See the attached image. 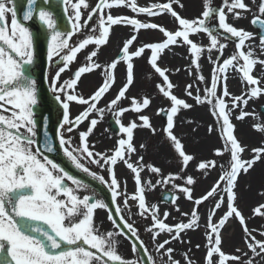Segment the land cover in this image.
Instances as JSON below:
<instances>
[{"label": "snow or ice", "instance_id": "snow-or-ice-1", "mask_svg": "<svg viewBox=\"0 0 264 264\" xmlns=\"http://www.w3.org/2000/svg\"><path fill=\"white\" fill-rule=\"evenodd\" d=\"M22 3L21 20L16 0H0V264H181L174 258L176 250L168 245L184 243L183 235L198 230L201 219L205 227V264H264V240H257L254 235L257 230L248 228L236 204L235 191L239 176L247 174L257 162L264 161V147L253 148L251 158L244 159L247 148L235 136L232 122L234 113H238L235 119L239 121L250 115L255 118V114L245 108L250 101L264 96L261 86L264 58H260L264 56V0H250V4L246 0H221L219 6L214 5L213 0H202L201 15L193 19L183 18L175 10L174 5L184 7L181 0L148 6H139L137 0H97L94 6L88 0H59L69 26L66 31L60 27L54 0H22ZM120 7L135 15L111 14L110 10ZM245 13H251L250 24L257 29L256 33L228 22L229 17L233 20L247 18ZM164 14L173 18L174 30L136 18L139 15L158 18ZM33 20L38 23L35 30L24 23ZM114 26L129 27L132 34L124 39L110 62H99V50L108 44ZM141 30H158L164 39L140 42L137 46ZM202 35L207 44L193 39ZM41 36L46 40L47 61L42 79L61 111L52 135L47 128L50 117L41 116L39 122L36 118L41 99L32 66L37 60L34 44ZM257 38L258 45L255 44ZM229 43L234 44V50L225 57ZM174 46L186 48L188 64L185 70L194 82L185 85L184 96L193 100V104L174 94L178 85L171 81L170 69L159 65L165 51ZM81 53H86L85 63L69 79L62 81V74L71 71L70 66L77 62ZM139 59H144L151 70L144 73L145 78L158 77L155 89L169 102L167 107L157 108L154 113L165 118L159 128L153 126L150 115L144 114L152 98L127 95L136 81L135 61ZM203 59L212 65L210 77L203 75ZM121 65L124 68L122 86L101 107L116 84V72ZM257 66L262 70L260 76L254 75ZM53 68L56 69L54 74ZM93 72H100L102 82L85 97L78 91V82L84 74ZM230 72L236 73L245 85L246 90L240 95L228 91ZM125 100L127 105L123 103ZM73 103L82 109L75 117L71 115ZM204 105L209 107L214 118L207 131L209 134L218 131L222 142L212 154L221 160L227 156L223 163L216 159L197 162L195 155L186 151L182 139L175 134L181 111ZM106 113L113 118L118 138L112 149L96 151L89 138ZM129 113L134 118L124 123L123 117ZM85 124V130H80ZM253 128L264 134V124L256 123ZM137 130H147L152 136L161 133L179 165V172L166 175L160 167L145 163L140 151L147 152V144L142 142L137 147ZM74 132L78 133L77 143H73L71 134ZM41 135L42 140L37 139ZM50 154L60 155L71 168L98 182L106 189L110 203L99 197V189L81 195L82 191L89 193L90 183L73 175ZM193 163L195 170L205 176L217 167L220 169L218 179L199 197L194 196L196 178L184 175ZM93 165L107 176L93 171ZM120 165L132 178L134 191L131 193L127 191V178L122 181L117 175ZM145 172L155 176V181L145 179ZM169 186L170 191L162 196V201L180 213L182 219L174 224L167 223L171 216L169 211L161 215L159 205L147 201L149 191ZM180 195L193 204L190 213L181 212ZM209 201L213 203L202 217L199 209ZM110 207L114 211L107 212V219L112 230L102 231L95 222V213ZM133 207L135 213L131 211ZM222 208L226 210L217 220ZM133 215L150 220L145 232L151 237L160 259L153 257L140 238L139 229L129 222ZM256 216L264 218V204L253 209V217ZM232 218L241 225L251 256L241 249H237L240 255L226 254L222 250L221 229ZM259 234L264 236V231ZM161 235L167 238L161 241ZM118 237L129 241L132 258L118 253ZM182 256L184 264H193L187 252Z\"/></svg>", "mask_w": 264, "mask_h": 264}, {"label": "rangeland", "instance_id": "rangeland-1", "mask_svg": "<svg viewBox=\"0 0 264 264\" xmlns=\"http://www.w3.org/2000/svg\"><path fill=\"white\" fill-rule=\"evenodd\" d=\"M145 2L147 5H150L151 3H164L167 2V0H148ZM91 6H94L97 0H88ZM139 6H144L143 2L140 3V1H137ZM181 3L183 4V8L181 9L179 6L174 5L175 10L179 13V15L183 18L193 19L197 18L201 15L202 12V0H181ZM214 5L219 6L221 4V0H213ZM246 3L250 4V0H246ZM255 11V9H253ZM111 14L113 15H126L128 17H133L135 14H133L130 10L124 9L122 11H117L116 9L110 10ZM247 18L239 19V20H233L231 17H229V23L234 24L237 28H244L245 30L256 33V31L253 29L252 25L250 24V20L252 19L251 13H245L244 14ZM144 16V15H143ZM86 17V13H85ZM146 17V16H144ZM136 18L140 19L141 21L145 22H155L158 25H162L166 27L169 30H174L176 27V24L169 15L164 14L158 18L153 19H147L143 20L142 17L137 16ZM7 22L10 25L11 22V15L7 17ZM242 25H240L241 23ZM132 34V31L129 27L125 26H114L109 42L106 46H103L99 50V62H110L111 59H113L117 53L119 52L120 47H122L124 39L130 37ZM74 40L77 39V37L73 38ZM164 38L162 34L156 30H141L139 33V38L137 43V46L140 42H160ZM194 40H197L198 42H202L204 44H207V39L203 35L201 37H193ZM255 44L258 45V38L255 41ZM91 50V49H89ZM234 50V44L229 43V46L227 50L225 51V57H227L230 53H232ZM257 55H259V49L256 48ZM85 55L86 53H81L78 55L77 62H74L70 67L71 71H66L64 74H62L61 80L69 79L72 76V73L75 72V70L80 67L83 63H85ZM147 55V54H146ZM213 57H215L216 53L212 54ZM187 52L185 47H172L170 50H166L165 53L162 55L161 60L159 61V65L161 67H167L170 69V79L173 82L174 85H178L174 89V94H176L178 97L188 99L184 96V87L185 83H181V80H178L175 75L176 71V65L181 60L183 62L184 60L187 61L186 58ZM264 58V56L260 57ZM202 64L206 65L202 67L203 75L205 77H210V71L212 65L206 60L203 59ZM204 62V63H203ZM136 63V69H137V77L134 85L130 89V91L127 93L129 97L137 96L138 98L142 95H147L152 98L151 106L146 110L144 114L150 115L152 117V124L153 126L159 128L162 124V120L160 119V116H156L154 113L157 108L160 107H167L169 102L161 97L156 89L155 84L159 82V78L153 76L151 80H148L145 78L144 73L151 71L148 66L145 63L144 59H139L135 61ZM33 69L36 68L35 64L32 66ZM56 71L55 68L52 69V74H54ZM261 68L260 66H257L254 69V75L260 76L261 75ZM184 74H186V84L194 82V78L190 77L188 72L185 71ZM116 84L112 91L109 93V95L105 98V100L101 103V107L104 106L105 103L113 96L115 95V92L119 89V87L122 86L123 80H124V68L123 65H121L117 72H116ZM101 74L100 72H93L91 74H84L81 78V80L78 82V91L82 93L85 97H88L91 95L92 92H94L99 85L101 84ZM233 84L236 85L238 88L237 91H232L231 86ZM201 89H203L204 85H199ZM261 86L264 87V80L261 81ZM227 88L228 91L233 95H240L243 91L246 90L245 85H243L238 77V75L234 72H230L228 74V80H227ZM195 92V88L193 89ZM231 101L229 100V103ZM124 105L128 104V101L125 100ZM188 103L193 104L194 101L191 99H188ZM123 106V105H122ZM205 109L207 110L206 113L210 114L209 107L205 105ZM264 107V96H261L259 99L250 101L248 105L245 108V111H248L249 113H254L255 118L250 115L246 117L242 122L235 119V115L238 113H234L233 115V124L235 125V136L238 138V140L241 142L243 146H246L247 151L243 154L244 159H250L252 156L251 150L256 147H264V134H261L254 130L253 125L256 123L264 124V117L259 113V108ZM81 106L73 103L71 105V115L75 117L79 111H81ZM195 110L199 111V109L194 107L191 110H182L179 114L177 120H176V128H175V134L182 139V142L186 146V151L189 154H192L193 152V146H194V135H197V130L204 125L209 126L210 124L214 123V118L210 116V120L208 122H202L199 119L195 117L193 112ZM111 114L106 113L104 116V119L101 123L98 124V126L94 129L93 134L89 138V143L95 145L96 151H105L110 150L113 148L116 139L118 138L117 134L111 133L108 125V120L111 118ZM133 114L129 113L126 114L123 117L124 123H127L129 120L133 119ZM191 121V123H189ZM206 124V125H205ZM87 125H82L80 130H85ZM105 129H108L105 131ZM212 139L209 138L208 135H206L208 139V143L210 144L211 141L214 143L209 146L210 150H213L215 148H220L222 146V142L219 139L218 131H214L211 133ZM73 137V143L78 142V133L74 132L71 134ZM147 144V152L140 151L141 155H144V162L145 163H152L158 167H160L163 172L167 175L168 173H177L179 172V165L176 161V159L173 157L171 149L169 148L166 141L162 140V134L157 133V135L152 136L150 132L147 130H137L135 132V143L137 147L141 143ZM133 160L136 159V156L132 157ZM213 159L218 160L219 163H223L228 159L227 156L221 160L218 157H213ZM259 168H256V171L263 173L262 177L263 179L260 180L261 182L255 183L252 181V173L254 172L253 169H251L248 173L250 175L248 177L246 175L240 177L238 179V184L236 187V194H240V199L238 200V208L241 210L242 214L246 218L247 226L251 229H256L257 231L254 233L257 240H264V236H261L259 232L264 231V218L260 216L253 217V209L260 205L264 204V161H260ZM254 168V167H253ZM91 169L93 171L98 172L101 175L107 176L106 172H101L96 166H91ZM117 175L118 177L123 181L125 178H127V191L129 193L134 191V184L132 181L131 176L126 172L124 167L122 165L118 166L117 169ZM220 173L219 167H217L215 170H211L207 176L203 175L200 172H197L195 170V165L191 168L187 169V172L184 173V175H192L196 178V184L194 186V196L199 197L202 194L208 190L211 185L214 183L216 179H218ZM145 179L151 178L153 182L155 181V176H150L149 173L145 172L144 174ZM263 180V181H262ZM177 183H181V181H177ZM254 184V186H253ZM253 186V187H252ZM252 188L255 194H252L251 197H247V192L249 188ZM164 191H170V186L168 188H162L158 187L154 191H149L147 193V201L149 204H158L160 208V213L163 215V212L165 210L169 211L171 213V216L167 220V223L174 224L178 220L182 219L180 217V213L173 210L171 205L162 204L159 202V195ZM177 195H179L177 193ZM213 202L209 201L208 203H205L202 205L199 209V212L202 217H204L206 210L210 208L211 204ZM178 205L181 210V212H191V209L193 208V204L186 200L182 195H180V198L178 200ZM225 208H222L218 213L217 217L223 214L225 211ZM133 213L136 212L135 207L131 209ZM103 220H107V212L105 210H102ZM124 215L128 216V210H124ZM219 219V218H218ZM217 219V220H218ZM105 220L103 221L104 226L103 230H112V224L108 221V224L110 228H106ZM130 223H134L135 226L139 229V235L140 238L145 242V244L148 246L149 251L153 255V257H156L160 259L157 252L152 246L151 237L145 232V227L150 224V220H141L140 217L133 215L131 220H129ZM230 224V227H228V231L224 233V242H222V250L226 254H235L240 255L239 252H237V249H241L244 252H248L249 256H251V252L246 248L245 242H244V233L242 231L241 225L238 223V221L235 218L230 219L227 221ZM232 237V238H231ZM167 236L161 235L159 239L162 241L166 239ZM119 246H118V253L121 254L125 258H132L133 253L131 251L130 243L122 238L118 237ZM184 243L174 242L172 244H169L168 247L174 248L176 251L174 252V258L176 260L181 261V264H184L182 253L187 252L188 256L193 261V264H205V254H206V239H205V227H204V220L201 219V226L198 230L195 231H188L185 235H183ZM190 241V243L188 242ZM199 245L200 247L197 248L196 246Z\"/></svg>", "mask_w": 264, "mask_h": 264}, {"label": "water", "instance_id": "water-1", "mask_svg": "<svg viewBox=\"0 0 264 264\" xmlns=\"http://www.w3.org/2000/svg\"><path fill=\"white\" fill-rule=\"evenodd\" d=\"M16 7L18 9V12L21 14L20 19L22 20V12L24 10L22 0H16ZM53 7L55 9L56 14L60 17L59 23L62 30H68V24L66 17L63 16L62 11L60 10V5H57L54 1ZM27 26L30 27V29L35 30L38 27V23L36 20H33L31 22H24ZM35 47V53L37 56V65L38 70L34 71V78L38 80V86H39V96L41 99V103L39 108L37 109V120L39 122L41 116H48L50 117L48 120L47 128L49 130V135H52L55 127L57 126V123L55 122V111L57 109V104L55 103L54 99L50 95V92H48L46 83L43 82L42 70L46 68L47 61H46V40L43 36H41L34 44ZM261 112L264 114V109L261 108ZM162 119H165L162 117ZM110 127L113 132H117L116 126L114 122L110 121ZM37 139L42 140V135L38 136ZM54 156L56 162L61 163L68 171H70L73 175L84 179L85 181H88L89 183H92L90 179H88L85 175L82 173L77 172L75 169L71 168L67 162L57 154H50ZM169 192H165L161 195V201L162 196L168 194ZM163 202V201H162ZM166 204H169L167 202H164Z\"/></svg>", "mask_w": 264, "mask_h": 264}, {"label": "bare ground", "instance_id": "bare-ground-1", "mask_svg": "<svg viewBox=\"0 0 264 264\" xmlns=\"http://www.w3.org/2000/svg\"><path fill=\"white\" fill-rule=\"evenodd\" d=\"M143 20H147L146 18H142ZM150 19H153V18H150ZM149 19V20H150ZM241 23V22H240ZM240 25H242V23L240 24ZM202 63V62H201ZM204 63V62H203ZM187 61H183V62H181V60L178 62V64L176 65V69H180V71L179 72H176L175 73V75H176V78L178 79V80H181V83H185V85H186V82H184V81H186V74H184V72L186 71L185 69H186V67H187ZM206 65V63L205 64H202V67H204ZM136 77H137V69H136ZM231 90L232 91H237L238 90V88L236 87V85L235 84H233V86H231ZM205 105L204 106H196V109L198 108L199 109V111H197V110H195V112H193V114L195 115V117L197 118V119H199L200 121H202V122H208L209 120H210V114H208V113H206L207 112V110L205 109ZM61 118V115H60V113H57L56 114V121L58 122V120ZM242 122V121H241ZM206 125V124H205ZM207 128H208V126H202L201 127V129L199 128L198 130H197V135L195 134L194 135V146H193V152H191L192 154H194L195 155V157H196V161L198 162L199 160H201V159H213V157H214V155L212 154V152H213V150H210V148H209V146L211 145V144H213L214 142L213 141H211L210 142V144L208 143V139H207V137H206V135H208L209 136V138L211 139V140H213L212 139V134L210 133H208V131H207ZM234 134H236V132H235V130H234ZM259 163L260 162H257L255 165H254V168H252L253 169V173H252V181L254 182V184L255 183H258V182H261V180H260V177H261V179H263V177H262V175H263V173H260V172H258V171H256V168H259ZM195 165V163H193V164H191L190 166H189V168H191V167H193ZM244 175H250V173H247V174H241L240 176H239V178L240 177H242V176H244ZM247 176V177H248ZM238 178V179H239ZM248 179H249V177H248ZM263 181V180H262ZM254 184H253V186H254ZM252 186V187H253ZM235 191H236V189H235ZM252 194H255V192L253 191V189L250 187L249 189H248V192H247V197H251L252 196ZM240 199V194H238L237 193V200H236V204H237V206H238V200ZM219 218V216L218 217H216V219H218ZM228 227H230V224L228 223V222H226V225L221 229V236H222V242H224V233H226V231H228ZM232 238V237H231Z\"/></svg>", "mask_w": 264, "mask_h": 264}, {"label": "flooded vegetation", "instance_id": "flooded-vegetation-1", "mask_svg": "<svg viewBox=\"0 0 264 264\" xmlns=\"http://www.w3.org/2000/svg\"><path fill=\"white\" fill-rule=\"evenodd\" d=\"M91 190H93V189L90 188L89 193H85V192L82 191L80 194H81V195H84V194H90ZM99 197L102 198L100 194H99ZM101 215H102V210H97L96 213H95V222H96V224H97L98 226H101V230L104 231V230H103V226H104L103 221H104V220H103V218H101ZM106 224H107V225H106V228H110V226H109V224H108V221H107Z\"/></svg>", "mask_w": 264, "mask_h": 264}]
</instances>
